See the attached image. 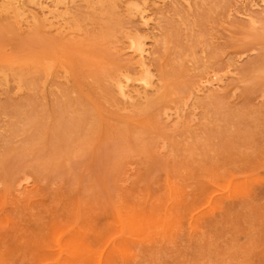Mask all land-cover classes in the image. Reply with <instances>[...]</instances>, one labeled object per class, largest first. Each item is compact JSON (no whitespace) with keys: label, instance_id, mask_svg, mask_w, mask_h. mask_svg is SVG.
Listing matches in <instances>:
<instances>
[{"label":"rangeland","instance_id":"rangeland-1","mask_svg":"<svg viewBox=\"0 0 264 264\" xmlns=\"http://www.w3.org/2000/svg\"><path fill=\"white\" fill-rule=\"evenodd\" d=\"M0 264H264V0H0Z\"/></svg>","mask_w":264,"mask_h":264},{"label":"bare ground","instance_id":"bare-ground-1","mask_svg":"<svg viewBox=\"0 0 264 264\" xmlns=\"http://www.w3.org/2000/svg\"><path fill=\"white\" fill-rule=\"evenodd\" d=\"M124 76H125V75H124ZM131 79H132V78H131L130 76L126 75L124 79H120L119 82H118V83H119V85H118L119 90H120V92H121L123 95L126 94L125 87H126V86L128 85V83L131 81ZM141 81L144 82V84H146V85L149 84V82L147 81L146 78H141ZM125 97H126V96H125Z\"/></svg>","mask_w":264,"mask_h":264}]
</instances>
